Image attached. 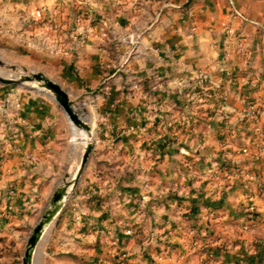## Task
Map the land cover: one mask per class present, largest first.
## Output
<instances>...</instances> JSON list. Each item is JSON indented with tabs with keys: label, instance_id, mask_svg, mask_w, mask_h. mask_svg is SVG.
I'll use <instances>...</instances> for the list:
<instances>
[{
	"label": "crops",
	"instance_id": "0c3cea01",
	"mask_svg": "<svg viewBox=\"0 0 264 264\" xmlns=\"http://www.w3.org/2000/svg\"><path fill=\"white\" fill-rule=\"evenodd\" d=\"M53 27L71 37L95 32L63 55L83 61L67 73L78 93L98 85L107 49L130 46L118 32L138 35L127 64L143 80L124 107L156 127L147 134L155 149H140L147 158L134 164L130 150L96 133L38 264H264V153L256 151L264 116L243 115L248 101L264 102V0H0V47L35 59L39 33ZM108 82L115 95L122 76ZM111 95L102 103L117 112L123 103ZM34 98L1 123L0 264H22L18 243L50 187L42 170L58 107ZM184 131L188 143L167 142Z\"/></svg>",
	"mask_w": 264,
	"mask_h": 264
},
{
	"label": "rangeland",
	"instance_id": "374dc122",
	"mask_svg": "<svg viewBox=\"0 0 264 264\" xmlns=\"http://www.w3.org/2000/svg\"><path fill=\"white\" fill-rule=\"evenodd\" d=\"M60 30L61 29L53 27L48 29V33H39L37 42L39 55H37L35 59H31L29 55H23V49L17 52L13 51V48L11 47H0V60L4 63L0 64V72L18 76L21 72L28 73L34 70L41 71L48 77L56 80L68 92L69 98L74 100L76 108L91 125L94 138L96 133L103 134L104 138L111 139L114 145L117 144L119 150L123 152L125 149L130 150V154L135 158L134 164L139 165L140 160H145L147 158L141 156L140 152H142V150H144V152L145 150L149 151L150 146L155 149L153 142H147L149 140L147 134L150 132V129L156 130V127L152 128L147 124V119H145V116L143 115L144 112L141 109H138V111L135 110L134 112L130 110L127 113L126 107H124L127 99L133 95L135 90L140 88L143 80L137 73L138 67H131L132 65L129 67L127 64L128 56L131 54L133 48L135 49L138 42V35L134 34L132 38H128L126 34L122 33V31L118 32L119 39L122 41L129 39L130 46L125 47L123 45L124 47H121V49L116 52L107 49L105 52L106 59L98 62L100 68L104 70L98 85L94 87L95 90L91 89L85 93H78L70 86L71 80L78 78H72L68 76L67 73L69 71L73 74H77L78 64L83 61L79 60V56L73 57V55L78 53L81 47H83V43L87 42L91 36H94L95 32H93V29L87 27L79 31L77 30L75 36L71 37L70 35H65V33ZM25 48H29V46H26ZM70 51L75 54H71L70 57H64L65 54L70 53ZM11 65H15V67L11 68ZM116 75L122 76V82L119 86L118 93L111 95L109 92L108 81ZM37 86L38 84L35 80L25 81V83L8 84L0 82V130L2 129V122H5V125L8 127V119L16 118V111L19 108L18 106L21 100L30 102L31 99L33 100L35 99L34 97H37L36 99L46 102V105L52 104V106L57 105L58 107V109H55L56 116L52 130L55 140L47 142L50 144V147H47V151L49 152L45 159L47 162L49 161L50 164L43 165L42 170V175L44 176L43 183L50 187L47 189L46 193L41 196L37 210V212H40H38L39 214L37 216L34 215V221L32 220L31 222L33 223L32 226L29 225L27 231L24 233L22 232L20 242L18 243L19 250L17 254L20 257L22 256L28 238V232H30L34 223L41 215V210L52 197L54 190L57 186L62 184L64 180H70L74 176L83 150V142L81 139L86 136L81 129H73L71 127L70 122H68L64 115V110L52 97L50 90L45 87L40 89ZM98 93L101 96V103L98 101ZM110 95L112 96L111 101L113 104L116 102L117 105L123 103L121 105L123 107L121 110H116L117 112L109 110L108 103H102L106 101ZM193 96L195 97V95ZM191 127L193 126L190 124H185L184 126L189 132ZM195 127L197 128L199 126L195 125ZM170 132H172V130H170ZM184 132L185 134L182 137L183 140L175 141L169 139L167 142L170 144L174 143L175 145L179 142L188 143V132ZM102 143L104 144V142H101V144ZM52 144L54 146L53 148ZM104 149L105 146L99 147V150H101L100 154H102V150ZM151 152L153 154V151ZM91 156L92 155L90 154L89 157L91 158ZM151 156L152 155H150V157ZM188 156L189 155L187 154L183 157L188 160ZM157 157H159L158 153H156V156H152L151 159L156 160ZM102 158V156L99 157V159H97L99 161L97 162L101 163L104 160ZM125 160L124 154L121 153L118 157V162L124 164ZM46 245L47 244L44 241L40 248L39 261L43 254V250L45 255Z\"/></svg>",
	"mask_w": 264,
	"mask_h": 264
},
{
	"label": "water",
	"instance_id": "95a60500",
	"mask_svg": "<svg viewBox=\"0 0 264 264\" xmlns=\"http://www.w3.org/2000/svg\"><path fill=\"white\" fill-rule=\"evenodd\" d=\"M0 64H4L2 60H0ZM10 67L14 68L15 65H11ZM32 80L37 82L38 88L41 89V87H45L50 90L52 97L64 110L69 120L82 127L86 132V136L81 139L83 142V150L81 152L79 164L76 168L74 176L70 180H64L62 184L56 187L45 210L41 213L30 230L23 252L22 264H33V256L37 244L41 239H46L50 225L53 223L56 215L61 210L65 199L78 183L91 154L95 139L91 125L76 108L74 100L69 98L68 92L56 80L48 77L41 71L32 70L28 73L21 72L18 76L0 72V82L3 84L25 83V81Z\"/></svg>",
	"mask_w": 264,
	"mask_h": 264
},
{
	"label": "built area",
	"instance_id": "2783aa9c",
	"mask_svg": "<svg viewBox=\"0 0 264 264\" xmlns=\"http://www.w3.org/2000/svg\"><path fill=\"white\" fill-rule=\"evenodd\" d=\"M200 75H204L203 72H199ZM5 109V108H2ZM243 115L250 119L251 121H257L261 116H264V102H255V101H248L245 107L243 108ZM257 135H258V141L256 143V151L257 154L264 153V131L260 130L257 127ZM242 151H248V147L244 146L242 148ZM263 194V200H264V190L262 192ZM247 212L251 213L255 210V204L252 202L247 205L246 207ZM243 227L245 229H252L253 227L250 226V224L245 223L243 224ZM128 232H130L129 229H127Z\"/></svg>",
	"mask_w": 264,
	"mask_h": 264
},
{
	"label": "bare ground",
	"instance_id": "6f19581e",
	"mask_svg": "<svg viewBox=\"0 0 264 264\" xmlns=\"http://www.w3.org/2000/svg\"><path fill=\"white\" fill-rule=\"evenodd\" d=\"M41 88H43V87H41ZM69 122H70V124H71V127L74 129H81L85 134H86V132L83 130V128L82 127H78V125H76V124H74L73 122H71L70 120H69ZM45 240H43V239H41L40 241H39V243L37 244V247H36V250H35V252H34V256H33V264H38V261H39V254H40V248L42 247V244H43V242H44Z\"/></svg>",
	"mask_w": 264,
	"mask_h": 264
}]
</instances>
